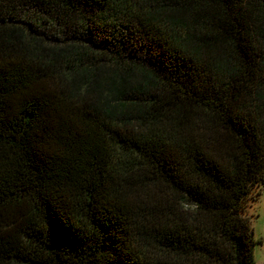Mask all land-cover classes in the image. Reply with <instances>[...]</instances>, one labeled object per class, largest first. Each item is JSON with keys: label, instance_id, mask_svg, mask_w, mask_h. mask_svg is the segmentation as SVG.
I'll return each instance as SVG.
<instances>
[{"label": "trees", "instance_id": "trees-1", "mask_svg": "<svg viewBox=\"0 0 264 264\" xmlns=\"http://www.w3.org/2000/svg\"><path fill=\"white\" fill-rule=\"evenodd\" d=\"M264 0H0V264H254Z\"/></svg>", "mask_w": 264, "mask_h": 264}, {"label": "rangeland", "instance_id": "rangeland-1", "mask_svg": "<svg viewBox=\"0 0 264 264\" xmlns=\"http://www.w3.org/2000/svg\"><path fill=\"white\" fill-rule=\"evenodd\" d=\"M248 213L252 214L254 264H264V185L257 197L248 201Z\"/></svg>", "mask_w": 264, "mask_h": 264}]
</instances>
